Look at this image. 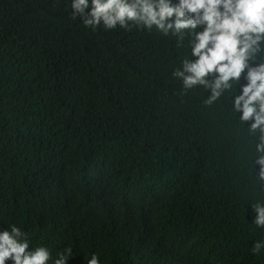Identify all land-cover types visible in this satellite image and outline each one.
<instances>
[{
	"label": "trees",
	"instance_id": "1",
	"mask_svg": "<svg viewBox=\"0 0 264 264\" xmlns=\"http://www.w3.org/2000/svg\"><path fill=\"white\" fill-rule=\"evenodd\" d=\"M68 0H0V225L67 264H264L256 144L232 108L173 76L187 39L95 30ZM243 82V81H241Z\"/></svg>",
	"mask_w": 264,
	"mask_h": 264
},
{
	"label": "clouds",
	"instance_id": "2",
	"mask_svg": "<svg viewBox=\"0 0 264 264\" xmlns=\"http://www.w3.org/2000/svg\"><path fill=\"white\" fill-rule=\"evenodd\" d=\"M68 6L73 18L93 30L100 25L127 29L134 23L171 30L178 43L186 38L192 59H184L173 76L184 89H208L207 104L234 89L233 110L250 131L260 134L256 164L264 180V0H68ZM252 211L251 222L264 226V203L258 201ZM250 251L264 253V239L254 241ZM70 252L66 248L52 257L47 246H33L17 224L0 225V264H67ZM86 264L101 261L92 252Z\"/></svg>",
	"mask_w": 264,
	"mask_h": 264
}]
</instances>
